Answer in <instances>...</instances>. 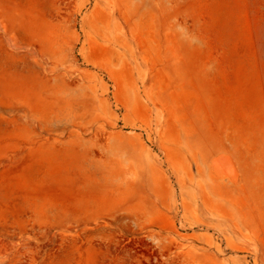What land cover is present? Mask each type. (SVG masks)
<instances>
[{
	"label": "rangeland",
	"instance_id": "1",
	"mask_svg": "<svg viewBox=\"0 0 264 264\" xmlns=\"http://www.w3.org/2000/svg\"><path fill=\"white\" fill-rule=\"evenodd\" d=\"M0 264H264V0H0Z\"/></svg>",
	"mask_w": 264,
	"mask_h": 264
}]
</instances>
